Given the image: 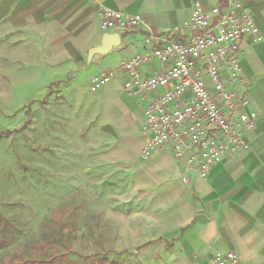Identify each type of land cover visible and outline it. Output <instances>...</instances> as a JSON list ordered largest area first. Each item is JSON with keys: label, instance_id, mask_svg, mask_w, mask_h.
Here are the masks:
<instances>
[{"label": "crops", "instance_id": "obj_1", "mask_svg": "<svg viewBox=\"0 0 264 264\" xmlns=\"http://www.w3.org/2000/svg\"><path fill=\"white\" fill-rule=\"evenodd\" d=\"M194 2L0 0V30L23 39L33 33L43 44L39 71H50V82L56 86L48 101L62 118L84 116L86 123L99 126L103 140L116 141L95 158L101 162L96 168L104 172L103 178L116 179L125 202L133 204L134 227L119 228V250L148 244L150 252L158 253L157 260H145L149 264H204L216 250L235 251L243 264H264V0L248 2L262 39L244 41V83L238 89L247 94L248 109L256 111L259 120L247 135V146L214 165L208 178L184 181L186 162L170 148L143 158L144 111L153 93H128L120 69L96 91L90 89L96 74L156 47L155 41L146 42L151 33H165L188 21ZM104 8L140 14L143 23L103 31ZM107 33L119 34L121 44L107 52L95 51ZM160 67L153 60L143 70L153 73ZM201 214L205 221L191 225Z\"/></svg>", "mask_w": 264, "mask_h": 264}, {"label": "rangeland", "instance_id": "obj_2", "mask_svg": "<svg viewBox=\"0 0 264 264\" xmlns=\"http://www.w3.org/2000/svg\"><path fill=\"white\" fill-rule=\"evenodd\" d=\"M43 47L33 33L23 39L0 30V211L22 232V243L40 239L42 225L57 212L86 235L76 251L113 249L109 255L119 264L157 260L148 244L118 249L119 228L134 227L133 204L116 179L103 178L95 158L116 141L103 140L99 126L84 116L62 118L48 101L56 85L50 71H39Z\"/></svg>", "mask_w": 264, "mask_h": 264}, {"label": "built area", "instance_id": "obj_3", "mask_svg": "<svg viewBox=\"0 0 264 264\" xmlns=\"http://www.w3.org/2000/svg\"><path fill=\"white\" fill-rule=\"evenodd\" d=\"M248 2L195 0L188 21L147 37L146 42L155 41L156 47L90 80L91 90L96 91L120 69L128 93L155 95L144 111L143 158L170 148L186 162V182L192 176L208 178L214 165L237 155L258 123V113L248 109L249 97L238 91L244 83V41L262 39ZM142 23L140 14L104 8L100 25L108 31L137 28ZM153 60L161 67L145 72L143 66ZM204 264L243 263L235 251L216 250Z\"/></svg>", "mask_w": 264, "mask_h": 264}, {"label": "trees", "instance_id": "obj_4", "mask_svg": "<svg viewBox=\"0 0 264 264\" xmlns=\"http://www.w3.org/2000/svg\"><path fill=\"white\" fill-rule=\"evenodd\" d=\"M85 236L80 237L72 221L53 212L42 225L40 239L22 243V232L0 211V251L18 243L15 252L0 256V264H119L109 255L113 249L95 253L76 251L74 244L85 240ZM73 254L79 259H74Z\"/></svg>", "mask_w": 264, "mask_h": 264}, {"label": "water", "instance_id": "obj_5", "mask_svg": "<svg viewBox=\"0 0 264 264\" xmlns=\"http://www.w3.org/2000/svg\"><path fill=\"white\" fill-rule=\"evenodd\" d=\"M121 44V38L120 35L117 33H107L103 36L102 45L95 48V51L99 52H107L110 50L114 45H120ZM194 177V176H192ZM205 218L204 215H198L191 225L196 224L197 222H204Z\"/></svg>", "mask_w": 264, "mask_h": 264}]
</instances>
